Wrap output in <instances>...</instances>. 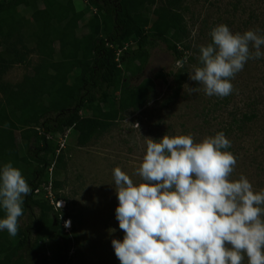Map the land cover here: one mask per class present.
<instances>
[{"label":"trees","instance_id":"trees-1","mask_svg":"<svg viewBox=\"0 0 264 264\" xmlns=\"http://www.w3.org/2000/svg\"><path fill=\"white\" fill-rule=\"evenodd\" d=\"M151 1L0 0V45L12 38L16 44L5 47L7 55L0 52V77L4 69L25 62L17 46L28 48L23 44L28 24L32 29L25 33L40 56L32 73L21 82L0 81V165L11 162L32 188L22 205L23 215L33 218V207L38 209L27 225H21L19 218L15 237L6 230L0 232V264H27L25 250L32 257L30 264H71L69 251L76 245L74 230L65 232L60 226L61 213L54 212L50 219L52 205L34 198L41 185L51 184L53 189L60 185L56 179L48 180L49 166L54 163L55 169L60 168L63 162L53 136L70 129L77 144L85 146L127 111L147 103L154 91V79L172 76L175 82L182 80L184 65L175 73L158 72L138 83L130 81L143 72L151 51L160 43L174 62L186 61L187 51L178 44L186 36L176 11L181 0H162L152 10V23L146 16ZM92 9L96 11L93 14ZM21 10H30L35 21L18 18ZM79 27L88 32L78 35ZM127 39L133 40L132 49L124 47ZM15 131L20 133L23 155L12 133ZM4 215L0 210V218ZM45 239L49 256L34 251Z\"/></svg>","mask_w":264,"mask_h":264},{"label":"rangeland","instance_id":"rangeland-1","mask_svg":"<svg viewBox=\"0 0 264 264\" xmlns=\"http://www.w3.org/2000/svg\"><path fill=\"white\" fill-rule=\"evenodd\" d=\"M161 2L152 0L148 3L146 16L151 23L154 22L152 10ZM91 11L92 14L96 12L95 9ZM176 11L181 15L186 34L181 39L182 43H178L181 50L187 51L186 61L174 62L166 46L160 43L151 51L143 72L130 81L138 83L145 77H154L158 72L164 75L175 73L184 65L182 80L175 82L172 76L154 79V91L147 103L127 111L123 118H118L103 133L93 136L85 146L77 144L75 134L70 129L53 136L63 162L60 168L55 169L54 163L49 166L48 180L56 179L60 185L53 189L51 184H43L38 192H34V198L52 205L50 219L54 218V212L61 213L60 226L65 232L74 230L76 245L69 251L71 264H120L111 245L112 239L122 240L124 235L115 219L118 200L113 188V169L119 167L134 181H139L140 177L134 173L145 154L148 138L158 140L164 135L191 134L194 142H200L223 132L231 141L228 151L237 159L232 179L244 175L255 191L264 189V58L249 60L243 71L231 81L233 93L224 98L205 95L202 86L189 79L194 66H199V48L211 43L209 33L216 25L226 24L233 33L260 29L259 34L264 35V0H181ZM17 17L35 21L30 10H21ZM30 29L32 26L28 24L25 32ZM25 32L23 44L28 48L17 46L19 54L24 53L25 62L14 63L4 69L0 77L2 83L21 82L38 64L40 56L33 51L34 42ZM87 32L88 29L83 27L77 30L78 35ZM7 41L0 45V52L6 55L5 47L16 45L13 38ZM133 45V40L127 39L124 47L132 49ZM187 46L188 50L185 48ZM191 57L193 59L189 60ZM78 65H82L79 60ZM195 87L201 90L191 93L189 88ZM12 133L23 155L20 133ZM33 165L36 166V162ZM37 213L38 209L33 207L31 218L34 219ZM64 213L70 217H64ZM31 218L23 215L20 224L27 225ZM67 220L70 221L69 227H65ZM111 229L115 231L111 232ZM34 251L49 256L46 239ZM23 254L30 264L31 255L26 250ZM243 264H247L246 256Z\"/></svg>","mask_w":264,"mask_h":264},{"label":"clouds","instance_id":"clouds-1","mask_svg":"<svg viewBox=\"0 0 264 264\" xmlns=\"http://www.w3.org/2000/svg\"><path fill=\"white\" fill-rule=\"evenodd\" d=\"M260 32L216 25L189 79L209 97L231 95V81L245 64L264 58ZM230 148L223 132L200 142L191 134L164 135L146 140L134 173L139 181L113 169L115 219L124 235L111 245L120 264H243L245 256L247 264H264V189L255 191L244 175L232 179L237 159ZM31 192L18 168L0 165V232L17 235Z\"/></svg>","mask_w":264,"mask_h":264}]
</instances>
